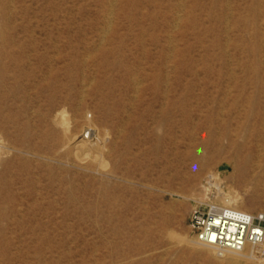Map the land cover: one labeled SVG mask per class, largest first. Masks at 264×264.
<instances>
[{
	"label": "rangeland",
	"instance_id": "1",
	"mask_svg": "<svg viewBox=\"0 0 264 264\" xmlns=\"http://www.w3.org/2000/svg\"><path fill=\"white\" fill-rule=\"evenodd\" d=\"M226 192L264 213V0H0V264H264L194 241Z\"/></svg>",
	"mask_w": 264,
	"mask_h": 264
},
{
	"label": "built area",
	"instance_id": "2",
	"mask_svg": "<svg viewBox=\"0 0 264 264\" xmlns=\"http://www.w3.org/2000/svg\"><path fill=\"white\" fill-rule=\"evenodd\" d=\"M189 225L197 244L233 252L249 247L264 255V213L199 203L190 213Z\"/></svg>",
	"mask_w": 264,
	"mask_h": 264
},
{
	"label": "bare ground",
	"instance_id": "3",
	"mask_svg": "<svg viewBox=\"0 0 264 264\" xmlns=\"http://www.w3.org/2000/svg\"><path fill=\"white\" fill-rule=\"evenodd\" d=\"M65 117H66L65 111L63 109V110L59 111L56 114V121L63 125L64 130H65L66 133H70V129H71V124L72 123L70 121V118L69 119H66ZM123 125H124V127L126 126V127L130 128V130H132V129L135 130L129 121L128 122L123 121ZM89 127H88V129L86 131L84 130V133L85 134L81 135V137L79 138V140L77 142H75L76 143L75 144L76 148L80 149V148H83L85 146V147H88V151L95 150V151H98V152L104 154L105 151L108 150V149L106 148L105 145L102 144L101 138H99L97 136L96 130L93 127L92 128H89ZM223 130L225 131V129H222V131ZM229 135H226V136H229ZM250 138H251V136H250ZM93 139H96V140L94 141ZM206 139L207 140L211 139L216 144H220V142H221V140L218 137H210L209 136ZM87 140H89V141H87ZM92 140H93V142H91ZM228 140H229V145L228 146H229L230 149H232L234 151V154H235L234 159H232L230 161L232 163V165H234L235 170L237 172H239L240 174H242V175H244L245 173H249L250 171H252L253 170V163L255 162V158L256 157L254 155V152H253L251 143H248V142L238 143L231 135L228 137ZM86 141L89 142V145L86 144ZM103 141H105V140H103ZM90 143H92V144H90ZM208 146L209 145H208V143H207L206 140H204L200 144V147L201 148H206ZM196 153H197L196 151L190 152L191 156L192 157H195V158L197 156ZM103 164H105V163L103 162ZM217 180H218V178H217ZM219 180L217 182H219ZM245 201H246L245 198L243 196H241L239 193H227L226 192L224 194H221V204H223L225 206H231V207H235V208L240 209L239 208L240 205L243 204V203H245ZM205 247L210 248V249H213L214 251H216L217 253H219V255L221 254V256H225L226 255L225 253H241L242 252V251L233 252V251H225V250H218V249L216 250V248L211 247V246H205ZM234 258H236V257H234Z\"/></svg>",
	"mask_w": 264,
	"mask_h": 264
}]
</instances>
